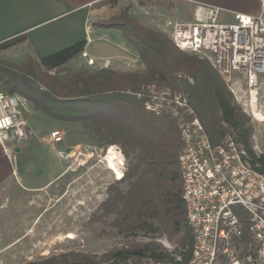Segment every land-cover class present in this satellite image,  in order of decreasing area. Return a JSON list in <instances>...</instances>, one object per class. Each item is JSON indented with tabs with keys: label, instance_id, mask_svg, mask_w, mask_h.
I'll use <instances>...</instances> for the list:
<instances>
[{
	"label": "trees",
	"instance_id": "obj_1",
	"mask_svg": "<svg viewBox=\"0 0 264 264\" xmlns=\"http://www.w3.org/2000/svg\"><path fill=\"white\" fill-rule=\"evenodd\" d=\"M123 15L118 24H100L122 31L138 51L143 71L68 73L66 64L84 50L85 45L79 44L41 62L29 59L24 66L7 63L0 68V82L8 93L18 94L50 117L69 123H92L100 142L120 147L131 158L130 167L118 186L109 188L101 209L106 216H114L111 224L120 234L133 236L141 232L153 239L166 236L176 249L170 253L149 244L119 249L100 258L71 252L28 264H127L134 257L164 263L191 261L194 237L183 200L178 161L183 148L180 131L168 112L156 115L146 109V94L137 96L144 93L143 87L155 85L181 91L213 144L221 143L226 136L233 137L247 150L254 165L262 164L260 170L264 172V157H257L253 151L251 119L236 104L210 63L180 51L166 34L139 24L129 11ZM24 40L22 36L1 44L0 50ZM125 182L128 188L123 190L120 184ZM237 212L244 228V241L239 244L242 258L248 252L249 234L245 212Z\"/></svg>",
	"mask_w": 264,
	"mask_h": 264
},
{
	"label": "built area",
	"instance_id": "obj_2",
	"mask_svg": "<svg viewBox=\"0 0 264 264\" xmlns=\"http://www.w3.org/2000/svg\"><path fill=\"white\" fill-rule=\"evenodd\" d=\"M194 2V0H189ZM258 15L233 13L231 23L220 21L221 9L196 4L189 23L167 24L165 32L182 52L207 60L220 76L237 105L251 119L257 157H264V0H257ZM97 70L110 69L109 62ZM193 83L192 79H189ZM146 109L157 115L168 112L176 121L183 148L179 167L188 225L193 233L192 259L188 264H264V172L253 164L247 150L233 137L213 144L206 130L179 90L147 86ZM24 98L0 92V134L22 136L27 125L23 118ZM59 144L60 131L49 137ZM118 151V150H117ZM121 173L125 164L118 166ZM246 214L249 240L247 254L239 258L244 228L237 210ZM180 261V258L178 259ZM149 264H179L151 262Z\"/></svg>",
	"mask_w": 264,
	"mask_h": 264
},
{
	"label": "crops",
	"instance_id": "obj_3",
	"mask_svg": "<svg viewBox=\"0 0 264 264\" xmlns=\"http://www.w3.org/2000/svg\"><path fill=\"white\" fill-rule=\"evenodd\" d=\"M107 1L111 0H0V45L24 36V42L6 49L16 52L15 60L26 65L29 59L41 62L65 49L84 44L83 52L65 67L78 62L81 64L79 66L91 69L94 66L89 65L88 60H93L97 66L109 62L111 70L143 71L145 67L138 51L128 43L122 31L101 26L100 23L117 18L123 8L121 1L114 5ZM163 1L164 5L151 6L152 3L145 0H130L129 13L139 24L166 34L169 22H191L196 4L221 9L220 21L225 24L233 21V13L255 16L260 12L257 0ZM184 8L189 10V20L180 16ZM4 88L0 82V92L6 91ZM24 100L26 104L22 114L27 125L26 132L19 138H15L12 133L0 134V253L6 250L1 236L6 235L7 229L6 207L7 199H10L6 194L8 184L12 183L14 191L19 190V193L36 194L48 190L66 177L71 168L67 162L72 151L59 147L65 143V135L70 130H76L78 135L84 136L78 144V149L85 151L84 165L79 168H85L88 161L102 151H105L104 156L109 155L112 147L108 148L100 142L92 127H85L81 123L63 122L57 124L50 134L49 130L42 132L36 125L37 119L47 120L48 116ZM28 116L32 118L29 120ZM56 130L63 135V141L59 144L49 139ZM87 135H92L89 142ZM33 140H37L40 148L32 150ZM51 151H56L55 159ZM42 159L48 161L46 166L41 165ZM87 169L93 170L92 167Z\"/></svg>",
	"mask_w": 264,
	"mask_h": 264
},
{
	"label": "rangeland",
	"instance_id": "obj_4",
	"mask_svg": "<svg viewBox=\"0 0 264 264\" xmlns=\"http://www.w3.org/2000/svg\"><path fill=\"white\" fill-rule=\"evenodd\" d=\"M120 1L123 3V8L119 16L107 20L104 24H118L116 22L122 20L124 12L129 11L130 0H111L107 3L114 5ZM136 1L144 2V0ZM145 1L152 3L151 6L165 4L163 0ZM180 16L189 20V10L187 8L181 10ZM15 54L16 52L1 49L0 68L7 63L23 66L24 64H20L15 60ZM79 65L81 64L75 62L69 67H65V70L68 73L97 70L96 67L89 69L86 66ZM114 71L126 72L122 70ZM50 74L54 75L53 72ZM2 85L7 91V87L3 83ZM142 89L145 90L146 87ZM146 98L150 99L149 94L146 95ZM43 115L46 114L43 113ZM28 118L30 120L32 116H28ZM48 118L47 120L37 119L36 125L44 133L49 130L50 134L58 126L57 124L63 122L50 116ZM81 124L85 127H92L94 131L92 123ZM258 127L263 128L264 126L260 125ZM87 136L89 142L92 135ZM83 137V135H78L76 130H70L69 134L65 135L66 141L59 148L71 149L70 160L67 162V166H71V168L66 177L53 187L42 193L25 194L20 192V194L19 190L14 191L12 183L8 184L6 194L10 199H7L6 207L7 229L6 235L1 236L3 243L6 245V250L0 253V264H28L71 252H79L100 258L119 249H129L131 247L135 249L149 244L159 245L170 253H174L176 244L166 236L153 239L141 232H135L131 236L127 233L120 234L117 229L112 227L111 223L114 216H106L101 206L108 199L109 188L118 186L119 181L129 170L131 158L128 159L120 147L113 145L109 150V155L104 156L105 151H102L98 156H93L85 168H79L80 165H84L85 151L78 149V144L82 142ZM258 139L260 144L264 145V135H258ZM252 145L253 147L256 146L253 138ZM31 148L32 150L40 148L37 140L32 141ZM55 154L56 151H51L54 159ZM122 163L125 164L123 173L118 167ZM47 164L48 161L41 160L42 166ZM20 165H22L21 161ZM87 167H92L93 170H88ZM53 169L54 166L52 165ZM43 177L45 176L43 175ZM120 188L126 190L128 183L120 184ZM151 262L153 261L149 259L134 257L129 259L127 264H149Z\"/></svg>",
	"mask_w": 264,
	"mask_h": 264
},
{
	"label": "bare ground",
	"instance_id": "obj_5",
	"mask_svg": "<svg viewBox=\"0 0 264 264\" xmlns=\"http://www.w3.org/2000/svg\"><path fill=\"white\" fill-rule=\"evenodd\" d=\"M69 238H71V237H69Z\"/></svg>",
	"mask_w": 264,
	"mask_h": 264
}]
</instances>
